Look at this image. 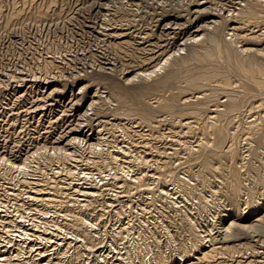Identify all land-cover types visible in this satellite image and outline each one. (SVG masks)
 Returning a JSON list of instances; mask_svg holds the SVG:
<instances>
[{"label":"bare ground","instance_id":"1","mask_svg":"<svg viewBox=\"0 0 264 264\" xmlns=\"http://www.w3.org/2000/svg\"><path fill=\"white\" fill-rule=\"evenodd\" d=\"M12 1L13 7L6 8L4 11L2 9L3 0L0 2V29L4 31L13 27L14 23L26 19L32 20L33 23L34 21L43 22L52 18L60 19L65 13L64 0H21L20 3L16 0ZM138 1L140 6L146 2L150 9L156 8L153 0ZM209 1L215 3L216 0ZM240 1L239 8L234 12H229L230 14L226 13L225 15L224 13L218 20H214L211 25L205 27L206 30L202 34L194 36V32L192 44L185 48L182 45L183 53L179 52L181 49L177 53L173 51L165 53L166 49L157 53L149 51L145 42L155 36L156 31L153 28L155 23L152 24L148 19L144 21V23L146 22L145 28L139 29L140 26H136V24H139L140 17L130 16V14H126L128 12H109L110 10L107 12L106 10L105 20L107 23L104 21L106 24H103L106 25L107 30L113 32L103 40H106L115 51L110 67L115 76L91 74L95 70H83V74L79 70L78 73H81L80 76L86 75V86L92 84L88 79L91 76L99 78L95 79L96 82L93 83L104 87L108 97L106 102H104L105 98L101 99L103 101L98 103L100 107L108 104L112 106V110L119 109L124 117L133 119V122L146 130V133L141 132V135H138V141L135 143L139 145L140 142L150 151L157 153V156L151 160V166L157 173L155 178L165 181V189L162 192L157 185L144 184L143 176H147L146 174L128 180L111 178L109 183L103 187L90 182H85L83 185L82 181H65L66 176L54 173L47 175L42 169V164L34 165L30 158L20 164H14L1 156L0 168L2 172L0 176L7 177L15 185L27 187L24 192L28 196L25 198L24 196L27 194L23 195L20 188L6 192L0 187V207L8 208L5 202L11 200L19 217H25V211L27 214L31 213V221L34 226L31 228L36 229L23 227L14 231L11 227L17 223L16 218L0 216V241L3 242L0 245V264H51L52 253L56 254L54 256L59 264H63L62 258L66 259L67 264H102L103 262L107 264L108 254L105 253L95 254L92 259L89 258L91 259L89 262H84V258L81 259L80 256L83 252L79 245L74 248V251L68 253L69 243H66L67 246L55 243L56 245L50 247L53 250L50 253H47V249L41 248L44 249L43 252L39 249L36 256H26L23 261L20 245L25 246L23 243L29 236L41 239L39 237L41 228L44 229V232L45 230L52 232L57 225L59 228L65 227L70 229V232L71 230L76 232L78 237L83 241L86 240L90 247H94L96 245L93 235L98 234L88 215L94 213L95 217L100 218L102 212H106V207L113 200L119 202L115 213L117 217L115 224L122 221V216L127 217L128 220L124 225L122 224L125 235L122 233L119 238L124 239L125 237L129 241L127 252L124 251L126 259H123L125 261L123 264H264V114L253 111L255 103L257 108L264 105V0ZM60 2L61 4L58 5ZM199 2L201 1L185 0L184 3L176 4L174 14L183 20L181 22L186 23L190 18V9L197 7ZM162 6L164 8L165 5ZM223 6L225 7V5ZM204 8L206 9V6ZM75 11L77 12L76 9ZM193 11L196 10L193 9ZM135 13L138 12L135 11ZM164 13L159 11L154 20L163 19L166 16ZM73 18L75 17L73 16ZM57 22L55 23L57 24ZM174 25L176 26V24ZM223 25L227 31L221 29ZM133 27L134 29H132ZM160 35L162 36V34ZM151 43L147 44L151 45ZM153 45L155 44L153 43ZM152 50L156 49L152 48ZM48 63L52 64L51 61ZM226 69L229 75H227ZM221 72H225V75L223 73L218 76ZM232 77L235 78L233 80L236 82L235 84L232 82ZM82 86L80 85L81 88ZM217 90H220L218 93L225 96L224 99L210 105L206 104L208 97L214 95ZM95 91L97 90L95 89ZM232 91H237L239 94L235 95ZM185 92L186 94L191 93V97H187ZM255 95H257V100H253L248 108L247 117L243 122L232 125L237 128L240 125V128L247 130V139L253 147L249 148V152H252L255 158L258 157V162L243 160V165L237 167L234 160L240 153L239 148L237 144L228 140V138H234L235 133L230 130L231 126L225 122L228 117L222 118L221 114L237 112L244 100L249 96L251 99ZM91 99L94 101L93 98ZM201 101L204 106L200 105ZM253 107L254 109L251 110ZM194 108L199 110L195 112ZM186 113L189 115H185ZM162 114L165 116L161 117ZM162 124H168V126L163 127ZM244 124L245 127H241ZM166 128L170 134L178 133L177 137H171L175 145L170 157L175 162L173 167L175 168V164H177L181 174L171 172V162L163 160L164 154L157 150L149 140L145 141L146 139L143 137L144 134H147V138L149 135L164 137ZM180 132L197 136L195 144L183 151V154L181 152L186 143V136L180 137ZM128 134L126 133V135ZM226 140L229 141V144L225 143ZM117 146L115 148L120 150V158L117 156L118 150L113 151L111 145L107 144L104 147L102 144H97L91 146L90 155H88L90 158L87 161L101 173L105 168H111L114 170V174L117 170H122L120 166L124 162L132 167L131 172L138 169L141 171V168L148 163V159L142 158L141 154L127 156L128 149ZM70 150H57V152L55 150L48 151V149L39 152L37 150L36 153H32L31 160L40 159L45 163L58 158V161L63 165L72 164L74 161L76 163L80 155L77 156V151ZM125 157H129V161L121 159ZM197 164H200L199 168H195ZM175 171L177 172L176 169ZM16 172L21 175L19 176L17 173V176L14 174ZM70 173L73 176L75 172L71 171ZM99 174L97 173V175ZM91 176L93 178L92 174ZM130 176L133 177L132 173ZM65 183L67 186H64ZM136 184H139V188L136 187ZM131 185H134L136 189L131 190L129 188ZM108 188L116 191L113 198L105 196L104 193L108 191ZM114 191L112 190V192ZM163 193L165 198L162 196ZM96 196L106 198L109 201L108 204L102 203V206L97 207L92 202L95 201ZM177 197L180 199H175ZM245 203L249 205L243 207L242 205ZM51 225H55L54 228ZM252 230L257 231L254 243L246 239L247 234ZM64 231L66 230L64 229ZM2 232H5L7 236ZM118 232L121 233L117 230L116 233ZM65 233L67 234V232ZM15 236L18 238L13 239ZM64 237L66 236L64 235ZM131 240L135 242L136 246L131 247ZM123 241L125 242V240ZM11 242L20 245H13ZM33 244L29 243L28 248L32 249ZM132 249L136 251L138 260L135 259L136 253L133 255ZM121 250L123 251V249ZM239 252L240 254L234 255ZM217 254L222 257L223 261L228 258L227 262L216 261ZM235 256L241 258L237 259ZM43 257L45 258L41 262L40 259ZM194 258L197 260L192 261ZM204 261L206 263H203Z\"/></svg>","mask_w":264,"mask_h":264},{"label":"rangeland","instance_id":"2","mask_svg":"<svg viewBox=\"0 0 264 264\" xmlns=\"http://www.w3.org/2000/svg\"><path fill=\"white\" fill-rule=\"evenodd\" d=\"M20 1L21 0H16V2L18 3H20ZM64 1L65 3L63 4V7L65 6L64 9L66 14L64 13L65 15L63 14L60 19L52 18L51 20L48 21L46 20L43 22L33 20L34 23L32 22V20H30L31 21L30 22L29 19H26L24 21L14 23V26L13 27L11 26V28L6 31L0 29L1 30L0 31V157L1 156L3 158L5 157L6 160H9L14 164H20L25 159L30 158V161L34 165L42 164V169L47 173V175L54 173L63 177L66 176L65 181H71V182L82 181L83 185L85 184V182H90V183L98 184L100 187H103L104 185L109 183V180L111 178L128 180V179H134L135 176L138 178L141 174H146L147 176H143L144 184L157 185L160 188V190L163 192L165 189L164 186L165 181L155 178L157 173L153 171L152 169L153 166H151L152 163L151 160H153L157 156V153L150 151L149 148L145 147L144 145H141L140 142L139 145L135 143L138 141V135H141L140 134L141 132L146 133V130H143L144 128L140 127L141 125L136 124V122H133V119H130L126 116L124 117V115L121 114V110L120 111L119 109L112 110L113 109L112 106H109L108 104L107 105L105 104L104 105L105 107L104 106L100 107V104L98 103L103 101L101 99L105 98L104 102H106L108 98L107 91L101 85L97 83H93L99 79L97 76H93V77L91 76L90 78H88L90 80L89 82H92V84L86 86L85 84L87 82L85 81V78L87 77L86 75L80 76V74L84 73L83 70H88V71L95 70L91 74L96 73L107 76L114 75L113 70L110 67L113 63L112 59L114 57L115 51L108 45V42L106 40H103L109 37L110 33L113 32L112 30H107L105 28L106 25H104L107 23L105 20V15L109 10H110L109 12H113V11H118L123 13L128 12L126 14H130V16H134V17L136 16L135 18L140 17L141 19L139 20V24H136V26H140L139 29L145 28L146 22L144 23V21L148 19L152 24L155 23V25L153 26V28H155L156 31L154 34L155 36L149 38V40L145 42L146 48H148L149 51L151 50L157 53L158 51L162 52V50L166 49L165 53L166 51H168L169 53L171 51L177 53V51L181 49L179 52L183 53L184 49L182 50V47L184 46L183 48H185L187 45L192 44L191 43L192 38L194 36H197V34L198 35L202 34L206 30L205 27L207 25L208 26L211 25V23L214 22V20L215 21L218 20L220 16L224 15V13L225 15L226 13L230 14L231 12H234L237 8H239L241 4L239 3L240 0L239 1L237 0L238 2L236 0L233 1L222 0L223 3L221 0H216L215 3L209 0L207 1L200 0L201 2H199L198 5H196L197 7H193V9L196 10L195 11L196 13L193 11V9H190L189 11L190 18L189 21L186 23L181 22L183 20H181L177 15L174 14L175 13L174 7L176 6V4L184 3L185 0H181V1L153 0L154 1L153 4H156L155 5L156 8H154L153 10L150 9L149 5H146L147 4L146 2L142 4L143 6L142 5L140 6L138 0H64ZM242 1L243 0H241L240 2ZM12 2H13L12 0H8V1L3 0L4 3V6L2 7L3 11L6 8L11 9L14 5L12 4ZM138 3L139 5H137ZM60 4L61 2L58 3V5ZM162 5H165L164 8ZM209 5L212 7H210ZM223 5H225V7ZM204 6H206V9L204 8ZM198 7L200 8L203 7V8L200 9ZM145 8L146 11L148 9L147 11L148 13L145 11ZM75 9L77 10V12L75 11ZM198 9H200L201 12L198 11ZM135 11L138 13H135ZM159 11L163 13L165 12L164 14H166V16L163 19L155 21L154 19H156L155 17L158 16L157 13ZM73 16L75 18H73ZM168 19L170 20L173 19V20L172 21L169 20L168 23ZM49 21L50 22L54 21V22L50 23ZM55 22H57V24ZM42 23L44 24L42 25ZM113 24H119V23H113ZM174 24H176V26ZM132 29H134V27ZM221 29L226 30L224 25L221 26ZM160 34H162V36ZM170 34L171 37L169 38ZM158 36L162 38H159ZM163 36L165 37L167 36L166 39ZM184 36L186 37L183 38ZM177 41L183 43L180 42L178 43ZM149 42H152L151 45L147 44ZM153 43L155 45H153ZM152 48L156 50H152ZM150 55L152 56V53ZM50 61L52 62V64L48 63ZM154 61L156 62L157 60L155 59ZM104 65H106L107 67L106 66L104 67ZM79 70L81 73H78ZM223 73L225 75V72ZM223 73L221 72L220 74H218V76H220ZM226 73L227 75H229L227 69H226ZM74 74L75 75L77 74L78 77L75 76ZM233 80H235L234 77H232V82L233 84H235L236 82H234ZM80 85H83L82 88L80 87ZM217 86L219 85L217 84ZM95 89L97 91H95ZM218 91L220 90H217V92L214 94L216 95L215 96L216 98L214 97V95H211L210 97H208L207 103L206 101L204 102L210 105L215 103L216 101H221L222 99H224L225 96L222 93H218ZM232 93L235 95L239 94V92L237 93V91L235 92L232 91ZM190 95L191 93L186 94L187 97H191ZM250 97L251 96H249L246 100H244L243 104H241L240 109L237 112H233L230 114L229 113L221 114L222 118L228 117L225 119V122L227 123V125L231 126L230 130H232L235 133L234 138L232 139L228 138V140L238 145L240 153L237 156V158H235L234 160L237 167L243 165L244 162L243 160L258 162L257 161L258 157L255 158L252 152H249V148H253V147L251 145V142L247 139V135H248L247 130L245 128H240V125L238 128L232 125L233 123L238 124V122H243V120L249 114L248 108L253 103V100L255 101L257 100V95H255V97H252L251 99ZM91 98H93L94 101H92ZM95 98H97L96 99L97 102L95 101ZM249 99L250 101L248 102ZM92 104L94 105V107ZM200 105L204 106L203 101H201ZM90 107H93L94 109L93 108L91 109ZM253 109L254 107L251 108V110ZM88 110L89 112H87ZM194 110L196 112L199 109L194 108ZM253 111L254 112L258 111L264 114V105L261 106L260 108H257V104L255 103V109ZM185 115H189V114L186 113ZM164 116L165 115L162 114L161 117ZM162 126L167 127L168 124H162ZM241 127H245V124ZM168 132L169 131L166 128L165 135L164 137L161 138L156 137L155 135H149L147 138V134H144L145 136L143 135V137L146 139L145 141L149 140L150 143H153L155 145L157 150H159L161 153L164 154L162 158L163 160H169L171 162V172L181 174L179 172L180 170H178L179 166L177 164H175V168L173 167L175 162H173L172 158L170 157L171 151H173L175 145V142L171 139V137L172 136L177 137L178 133L175 132L174 134H170ZM126 133L129 134L126 135ZM181 136H186L185 137L186 143L183 146L181 152L183 154V151L188 150L193 144H195L197 140V136L194 134L189 135L185 132H180V137ZM228 140H226L225 143L229 144ZM99 143L102 144V146L104 147H106L107 144L108 146L111 145L113 151L118 150L115 148V146L117 145L121 148L128 149V153H126L127 156L141 154L142 158L148 159V163L141 168V171L138 169L135 171L132 170L134 172H131L130 169L132 167L129 166L126 162H124L120 166L122 170L121 171L117 170L115 174L113 173L114 170L111 168H105V170L101 173L97 169L93 168L91 163L87 161L90 158V156L88 155H90L89 152L91 146L97 144L100 145ZM113 147L115 150L113 149ZM45 148L48 149V151L55 150L56 152L57 150L58 151L59 150L69 151L70 149H71L70 151L75 150L78 152L77 156L80 155L79 160L76 161V163L74 161V163L72 164L70 163L64 164L65 167L61 162L58 161V158L54 159L53 161L50 160L45 163L43 161L41 162L40 159L38 160L33 159V161L31 160L32 155L34 154L35 151L37 152L38 150L39 152L40 150L43 149L46 150ZM117 152H118L117 156L120 158L119 155L120 150H118ZM121 159H125L126 161H129L130 158L125 157ZM199 167L200 164H197L195 166V168H199ZM175 169L177 170V172L175 171ZM69 170L70 172L71 171H73V173L75 172L73 176L71 175ZM53 171H57V172H53ZM1 172L2 169L0 168V173ZM17 173L18 172L14 174L17 175ZM97 173L100 174L97 175ZM130 173H132L133 177L130 176ZM91 174L93 175V178ZM18 175L20 176L21 173H18ZM12 183L13 181L12 180L9 181L7 177L0 176L1 189L7 192L8 190L12 191L16 188H20L22 190L23 195L27 194L26 192H24V190H27V187H25L24 185H15V183H13L12 185ZM21 186L23 187V189ZM64 186H67V184ZM136 187L139 188V184H136ZM129 188L131 190L136 189L134 185H131ZM30 190L32 189L30 188ZM112 190L114 191V189L108 188V191H105L104 193L106 194L105 196L108 198H113L116 191L112 192ZM27 196L28 194L25 195L24 197L27 198ZM162 196L163 198H165L164 193ZM207 196H209L208 193ZM95 198H96L95 201L92 202L95 205H97V207L102 206V203L108 204L109 202L106 198L100 196H96ZM175 199H180V197H177ZM216 199L220 201L218 198ZM5 203L8 206V208L4 209L3 207L2 208L0 207V216L16 218L17 223L11 227L14 231H18L19 228H23V227L26 228L28 227L27 229H36V228H31L34 227L32 225L33 221H31L32 220L31 213L27 214V212L25 211L24 212L25 217H19L15 211V207L11 204L12 203L11 200L6 201ZM118 203H119L118 201L113 200L111 204L106 207L107 209L106 212H102V216L100 218L95 217L94 213L88 215L93 226H95L97 229L98 235H93L94 244L96 245L93 246L95 248L92 246L90 247V245L86 242V240L83 241L80 237H78L76 232L72 230L70 232L69 231L70 229L65 227L59 228L57 225L56 226L51 225L52 228H54L55 226L54 228L55 230H52V232L48 230L47 232L45 230L46 232L45 233L44 229L41 228L42 231L39 230L41 234L39 235V237L41 239H36L34 238V236H29L25 241L26 243L25 242L23 243V245L25 246L13 242H11V244L13 245L18 244L21 246V254H22L21 259L23 261L26 259V256H36V253L41 248L47 249V253H50L52 250V248L50 247L56 245L55 243L63 244V246H67V244L69 243L68 245L69 248L67 246L68 253L74 251V248L77 245H79V247L83 252L81 253L80 256L81 259L84 258V262H89L95 256V254L105 253L106 255L108 254L107 262H106L107 264H123L125 262L123 259H126V255L124 254L125 252H127V246L129 244V241L128 238L125 237L124 239H119V238L121 237L122 233L123 235H125L123 225L128 220L127 217L122 216L121 219L122 221L119 222L121 224L120 225L119 223L115 224V220L117 219L115 213L117 211L116 208H118ZM53 204L55 205V203ZM246 205L249 204L245 203L242 206L246 207ZM64 229L66 231H64ZM93 229L94 228H92V230ZM117 230L121 231V233L120 232H118L119 234L116 233ZM65 232H67L68 235ZM2 234L6 235L5 232H2ZM64 235L66 237H64ZM46 236L47 238L45 239ZM17 238L18 236H15L13 239H17ZM255 238H257L256 230L250 231L246 236V239L250 240L251 243H254ZM42 239L45 240L40 241ZM80 240H82L83 242L82 241L80 242ZM123 240H125V242ZM1 243L3 244L2 241H0V245ZM29 243H34L32 249L28 248ZM134 245L136 246L135 242H132L131 240V247H134ZM6 249L8 248L6 247ZM121 249H123V251ZM43 250L44 249H41V252H43ZM132 252L133 255L136 253L134 249H132ZM236 254H240V252L235 253L234 255ZM52 255H53V260L51 261V264H56V263L59 264V261L57 262L56 261L57 259H55L56 254L52 253L51 257ZM136 255L137 253L134 255L135 259L138 260L137 258L138 255L137 256ZM44 258L45 257L40 259L41 262L44 260ZM235 258L238 259L241 257L235 256ZM216 259H217L216 261H222V263H226L228 258L225 261H223L222 257H220L219 254H217ZM62 260H63V264H67L66 259L62 258ZM196 260H197L196 258L192 259V261H196ZM203 263H206V261H204ZM102 264L105 263L103 262Z\"/></svg>","mask_w":264,"mask_h":264}]
</instances>
